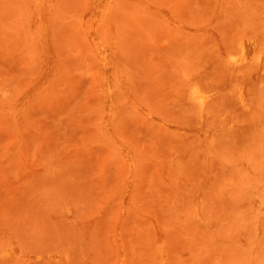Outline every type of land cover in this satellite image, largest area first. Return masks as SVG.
Wrapping results in <instances>:
<instances>
[{
	"label": "rangeland",
	"instance_id": "obj_1",
	"mask_svg": "<svg viewBox=\"0 0 264 264\" xmlns=\"http://www.w3.org/2000/svg\"><path fill=\"white\" fill-rule=\"evenodd\" d=\"M263 38L264 0H0V244L37 264H264V62L226 66ZM196 85L221 90L202 109Z\"/></svg>",
	"mask_w": 264,
	"mask_h": 264
},
{
	"label": "bare ground",
	"instance_id": "obj_2",
	"mask_svg": "<svg viewBox=\"0 0 264 264\" xmlns=\"http://www.w3.org/2000/svg\"><path fill=\"white\" fill-rule=\"evenodd\" d=\"M106 15H104V13H103V16L102 17H105ZM97 23L98 22H95L94 23V25L92 26V28H91V32H92V35L94 36V38H95V40H96V43H97V47H98V49H99V51H100V53H101V56H102V59H103V61H102V59H101V61H102V63L104 62V64H105V66L104 67H106V74H105V83H106V87H107V90L109 91V95L111 96V97H113L114 96V91H115V88H118V87H115V86H118V85H115V83L113 82V78L115 77L114 75H113V72H112V68H113V62H114V60H113V58L111 57V54H110V52L108 51V49L105 47V44H104V42H103V40H101L100 39V37L98 36V34H97ZM255 33H257V32H252V34H254V35H252L251 37L252 38H247L246 36H245V38H246V40H252L253 39V37L254 38H256V34ZM262 33V32H261ZM261 33L259 34L260 36H262L263 37V34L261 35ZM250 35H251V33H250ZM259 36V38H261ZM249 37V36H248ZM241 38H239V40H240ZM244 39V38H243ZM238 40V41H239ZM257 40H260V39H257ZM263 40H264V38H263ZM262 40V41H263ZM259 42V41H258ZM264 42V41H263ZM238 44V43H237ZM259 45L260 44H258V43H256V42H240L238 45H237V48L235 49V51L236 52H238L239 54H240V56L239 57H234L233 55H231L230 57H229V54H228V57L230 58V59H227L226 58V56H224V58H226V66H227V68L230 70V71H235V72H237L238 70H240V68H241V64L243 63L244 65H246V61L249 63V65H250V67L251 68H249V69H247V70H251V69H254V68H252L253 67V65H255L256 66V64H255V62H261V64L263 65V62H264V54H260L261 53V50H259L258 49V47H259ZM236 47V46H235ZM261 47H264V44H263V46H262V44H261ZM96 48V47H95ZM262 49H264V48H262ZM260 52V53H259ZM99 53V52H98ZM99 53V54H100ZM236 56V55H235ZM100 58V57H99ZM223 62V61H222ZM225 63V62H224ZM260 64V65H261ZM223 65H225V64H223ZM248 65V64H247ZM249 65L248 66H246V67H249ZM252 65V66H251ZM103 66V65H102ZM222 66V65H221ZM258 66V68H259V64L257 65ZM222 68H224V67H222ZM263 68V67H262ZM224 70V69H223ZM242 71H243V69H242ZM263 71V70H262ZM232 72V73H233ZM225 72H223V74H224ZM230 73V72H229ZM242 73V72H241ZM264 73V72H263ZM262 73V74H263ZM243 75L245 74V73H242ZM262 74L261 75H259V76H262ZM199 75V74H198ZM233 75V74H232ZM250 74H248V76H249ZM227 76L228 75H226V79H229V77L227 78ZM234 76V75H233ZM237 76V75H236ZM247 76V75H246ZM258 76V75H257ZM198 77V76H197ZM232 77V76H231ZM238 77V76H237ZM234 78V77H233ZM232 78V79H233ZM260 78V77H259ZM258 79V78H257ZM249 80V79H248ZM114 81H115V78H114ZM195 80H192V82H194ZM198 81H199V79H198ZM228 81V80H227ZM227 81H223V82H227ZM250 81V80H249ZM258 81H259V79H258ZM196 82V81H195ZM230 83H228V84H231V81H229ZM233 82V81H232ZM250 82H252V80L250 81ZM256 82V80L254 81V83ZM234 83V82H233ZM257 83V82H256ZM255 83V84H256ZM260 83V82H259ZM259 83H258V85H259ZM199 84V83H198ZM239 84V83H238ZM189 85H190V83H189ZM195 85V84H194ZM226 85V84H225ZM232 85V84H231ZM231 85H227V88H230L231 87ZM241 85V84H240ZM230 86V87H229ZM233 86H236V85H233ZM233 86H232V88H233ZM242 87H243V85H241ZM237 87L238 86H236L235 88L237 89ZM259 89V91H261V89H260V87L258 88L257 87V90ZM221 89H215V90H211V91H206L203 87H201L200 85H196L189 93H188V99L190 100V101H192V102H194V103H196L197 105H199L200 107H202V109L207 105V103L220 91ZM227 90V89H226ZM230 90L231 89H229V92H230ZM233 90V89H232ZM238 91H237V93H236V95H237V99H238V102H239V105L242 107V109H250V108H257L258 109V106H257V104L261 101V100H259V102L257 103V102H255L257 99L256 98H253V101L255 102H252L254 105L256 104V106H254L253 107V105H251L250 104V102H249V94H248V92H247V90L246 89H244V88H239V89H237ZM264 91V90H263ZM232 92H234V91H232ZM224 93H226V92H224ZM235 94V93H234ZM261 94V96H263L262 95V92L260 93ZM254 95V94H253ZM260 96V97H261ZM115 97V96H114ZM254 97H255V95H254ZM262 98V97H261ZM256 99V100H255ZM262 102H264V100H263V98H262V101H261V104L259 103V107H263L262 105ZM237 103V102H236ZM238 104V103H237ZM239 105H238V107H239ZM261 105V106H260ZM237 107V106H236ZM238 107H237V109H238ZM206 108H207V106H206ZM257 109H255V114H256V110ZM260 109V108H259ZM205 110V109H204ZM261 110V109H260ZM208 111V110H207ZM252 111H254V110H252ZM232 112V111H231ZM230 112V113H231ZM258 113H257V115H255L256 117L259 115V111H257ZM243 113H245L244 111H243ZM250 113H251V111H250ZM228 114H229V112H228ZM252 115H253V113H251ZM200 116V115H199ZM209 116H210V114H209ZM200 120V119H199ZM206 120V119H205ZM201 122V121H200ZM212 132H210V134H211ZM212 136V135H211ZM260 202V201H259ZM262 203V202H261ZM258 205V204H257ZM262 205V204H261ZM259 206V205H258ZM262 207V206H261ZM260 209V208H259ZM258 209V210H259ZM70 212V211H69ZM68 214V213H67ZM74 219V218H73ZM63 221H64V219H63ZM67 221V220H66ZM69 221V220H68ZM73 221V220H72ZM69 223V222H68ZM73 223H74V221H73ZM6 229V228H5ZM5 231V230H4ZM7 231V230H6ZM10 232V231H9ZM8 232V233H9ZM1 233H3V230L1 231ZM5 233V232H4ZM4 233L2 234L3 236H4ZM12 234H13V232H12ZM7 234H5V241L2 243V244H0V262H2V263H5V264H20V263H22L23 264V261L24 260H29V261H31V262H33L34 260H32V257L34 256V253H32V251L30 252L29 251V249H27L26 248V246L28 245V244H26V246H23V247H25L26 249H24L21 245H20V243H22V242H20V240H19V242H18V239L16 238V236H13V235H7ZM18 238H19V236H18ZM23 238V237H22ZM1 243V242H0ZM32 246V245H31ZM160 251V250H159ZM70 252V251H69ZM47 254H50V252L49 253H47ZM46 254V255H47ZM52 254H54V253H52ZM161 254L162 253H159V255L161 256ZM39 255H43L42 253L41 254H39ZM45 255V254H44ZM60 255V254H59ZM65 255V254H64ZM69 256H70V254H68ZM159 255H158V258H159V260H160V257H159ZM49 256V255H48ZM68 256V257H69ZM54 257H55V259H57V260H59V259H61V257L62 256H57V255H54ZM53 258V257H52ZM67 258V257H66ZM70 258V257H69ZM63 259V258H62ZM68 259V258H67ZM66 259V260H67ZM40 260V259H39ZM45 260V259H44ZM56 260V261H57ZM69 260V259H68ZM28 261V262H29ZM38 261V260H37ZM48 261V260H47ZM52 261V260H51ZM70 261V260H69ZM158 261V260H157ZM27 262V263H28ZM36 264H37V262H36V260L34 261ZM40 262V261H39ZM42 262V261H41ZM54 262V261H53ZM56 263V262H55ZM31 264V263H30ZM158 264V263H157ZM160 264H169V260H168V258H167V256H165V254L164 255H162V258H161V261H160Z\"/></svg>",
	"mask_w": 264,
	"mask_h": 264
}]
</instances>
